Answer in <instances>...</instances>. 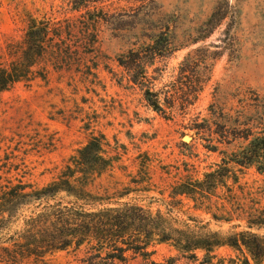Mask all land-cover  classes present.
Segmentation results:
<instances>
[{"label":"rangeland","instance_id":"1","mask_svg":"<svg viewBox=\"0 0 264 264\" xmlns=\"http://www.w3.org/2000/svg\"><path fill=\"white\" fill-rule=\"evenodd\" d=\"M82 17L94 35L78 33ZM30 18L61 26V45L72 58L79 57L70 69L54 70L43 61L35 70L45 67L46 80L16 84L0 96V169L13 152L16 159L10 156L9 162L32 168L33 184L47 183L54 168L91 136L102 134L115 168L96 180L94 192L134 188L147 156L153 191L123 201L147 205L151 201L144 198H161L159 193L170 200L171 186L201 180L222 158L245 147L248 142L235 139L244 135L235 122L246 124L256 110L264 111V0H0V67L10 62L8 47L23 40ZM152 45L165 53L149 55L146 48ZM130 50L138 54L135 62L146 66L148 87L158 95L164 115L147 105L145 88L129 82L139 70L129 73L120 65L131 62ZM190 87L201 91L183 110L180 91ZM232 166L238 183L231 180V192L219 191L214 203L219 206L227 198L248 206L254 200L264 207V174L255 167ZM184 204L188 214L208 221L192 203ZM232 225L211 222L210 227L227 233ZM149 250L148 257L107 264L168 258L191 264L168 245ZM215 254L227 260L239 255L229 248ZM82 258V253L62 251L44 264H82Z\"/></svg>","mask_w":264,"mask_h":264},{"label":"trees","instance_id":"2","mask_svg":"<svg viewBox=\"0 0 264 264\" xmlns=\"http://www.w3.org/2000/svg\"><path fill=\"white\" fill-rule=\"evenodd\" d=\"M75 11L81 12L80 8ZM82 18L83 22L76 23L78 33L83 38L94 35L90 23L88 26ZM61 34V26L30 18L23 40L8 47L10 62L0 67V96L16 84L46 80L45 67L35 70L43 61L54 70L70 69L74 61L79 63V57L72 58L61 45ZM146 51L153 57L165 53L155 45ZM127 56L131 62L120 61V65L129 73L139 70L129 82L145 88L147 105L164 115L158 95L148 87L146 66L135 62L139 58L133 50ZM195 88L185 92L181 89V109L198 97L201 90ZM174 105L172 100L170 107ZM255 113L246 124L239 120L234 124L235 129L244 131L235 139L248 142L245 147L230 159L222 158L201 180L188 178L171 186L170 200L164 198V193H159L161 198H144L151 201L147 205L123 201L130 194L153 191L147 156L141 165L142 180L134 182V188L103 187L102 193L93 191L96 180L115 168L102 134L91 136L63 165L54 168L51 179L42 186L29 182L32 168H19L9 162L10 156L16 159L13 152L5 155L6 166L0 169L4 175L0 174V264H44L48 256L62 251L82 253V264L124 262L130 256L148 257L153 253L149 249L158 245H168L191 264H264V234H260L264 230V207L254 200L248 206L232 204L227 198L217 206L212 200L219 191L231 192V180L238 183V178L232 177V165L255 167L264 174V111ZM241 125L246 128L240 130ZM228 134L222 132L226 139L230 138ZM185 202L192 203L193 211L208 215V221L188 214L183 209ZM153 204L158 207L153 209ZM211 222L235 225L224 233L213 230ZM221 248L239 255L229 260L218 258L215 252ZM151 264H178V259Z\"/></svg>","mask_w":264,"mask_h":264},{"label":"bare ground","instance_id":"3","mask_svg":"<svg viewBox=\"0 0 264 264\" xmlns=\"http://www.w3.org/2000/svg\"><path fill=\"white\" fill-rule=\"evenodd\" d=\"M185 141H187V139H185Z\"/></svg>","mask_w":264,"mask_h":264}]
</instances>
